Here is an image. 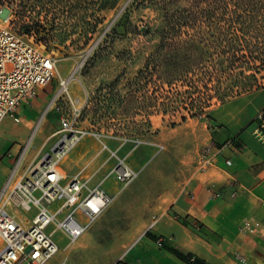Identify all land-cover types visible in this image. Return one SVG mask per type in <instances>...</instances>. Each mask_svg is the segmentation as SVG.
I'll list each match as a JSON object with an SVG mask.
<instances>
[{
    "label": "rangeland",
    "instance_id": "rangeland-1",
    "mask_svg": "<svg viewBox=\"0 0 264 264\" xmlns=\"http://www.w3.org/2000/svg\"><path fill=\"white\" fill-rule=\"evenodd\" d=\"M113 1L107 0L109 6ZM100 2H86L89 8L85 13L86 20L97 17L102 19L97 30L91 33L87 45H84L85 34L82 28L70 34L63 44L48 48L44 43L47 51L56 59L58 76L40 92L39 100L40 103L44 102L43 108L35 103L34 108L25 111L20 121L7 116L0 124V187L10 170L9 152L14 154L18 146L21 149L26 143H32L27 157L31 161L38 159L41 152L49 147L52 140L42 145L48 134L58 128L60 112L56 107L48 112V100L50 94L59 88V76L73 75L70 91L88 96L83 119L90 133L82 141L89 139V148L94 147L93 152L99 148L102 153L99 157L110 154L111 164L117 157H124L138 172L102 217V222H105L112 218L113 211H120L134 193L155 181V177L161 178L163 171L160 162L164 161L168 165L178 156L177 148L180 144L173 140L180 134L176 128L178 124L187 119L195 123L203 119L214 125L219 107L263 85L264 65L257 61L251 69L234 67L226 72H218L216 67L220 69L222 66H216L215 60L212 59L213 63L209 58L213 52L218 51L216 47L207 45L202 49L201 44L195 43V52L205 53L206 60L190 70L187 81L179 79L171 84L167 79L163 81L158 69L163 71L165 66H150V74L140 81L135 76L144 68L148 56L160 42V30L164 25L163 10L158 4L143 3L142 0H118L114 7L103 9ZM195 2L181 0L177 5L192 7ZM3 8L6 7L0 8V27L9 25L15 18L10 15V11L7 18L1 16ZM196 29L193 24L183 28L191 33ZM33 38L36 40L35 36ZM169 50L170 53L175 51ZM179 52L186 55L187 50L180 48ZM204 71H209L212 78L205 77ZM137 89L140 91L136 92ZM133 92L138 101L128 107L129 94ZM45 95L47 97L42 98ZM148 112H151L150 121H147ZM183 115L187 116L185 120H182ZM181 144L185 150L192 142L186 140ZM89 152L85 154L86 159L92 155ZM156 155L159 156L156 163L147 162L138 171L137 163L152 161ZM33 216L34 212L22 217L24 222H29Z\"/></svg>",
    "mask_w": 264,
    "mask_h": 264
},
{
    "label": "crops",
    "instance_id": "crops-1",
    "mask_svg": "<svg viewBox=\"0 0 264 264\" xmlns=\"http://www.w3.org/2000/svg\"><path fill=\"white\" fill-rule=\"evenodd\" d=\"M42 89L34 102L23 110L22 116L34 108L35 103L43 108L44 102L39 100ZM73 95L82 101L87 97V94ZM261 110H264V83L219 107L214 125L203 119L196 123L187 119L178 124L176 128L180 134L173 138L180 144L178 156L168 165L160 162L161 178L155 177V181L134 193L120 211H113L112 218L102 222V217L124 188L113 177L107 178L104 186L115 199L103 215L74 242H70L62 230L54 232L68 264H194L178 256L170 247L195 256L205 264H242L235 257L236 251L246 255L250 264H264L262 240L239 232L245 217L264 219V143L254 134L255 117ZM53 132L42 146L53 140L50 138ZM186 140L192 144L184 150L181 143ZM79 143L61 163L65 181L81 171L92 183L103 180L115 163H110V154L99 157L102 155L100 149L93 152L89 139ZM211 144L212 164L205 170H195L194 160ZM221 146L223 150L220 151ZM19 150L18 146L14 154ZM89 150L92 155L86 159ZM28 153L26 164L33 161L27 159ZM228 158L233 161L231 165L226 163ZM158 159L156 155L152 161L137 163L138 171L147 162L156 163ZM11 164L12 161L9 168ZM208 186L220 188L222 195L211 197ZM236 188L239 190L237 196L230 197ZM53 228L49 226L50 230ZM149 233L157 235L158 239Z\"/></svg>",
    "mask_w": 264,
    "mask_h": 264
},
{
    "label": "built area",
    "instance_id": "built-area-1",
    "mask_svg": "<svg viewBox=\"0 0 264 264\" xmlns=\"http://www.w3.org/2000/svg\"><path fill=\"white\" fill-rule=\"evenodd\" d=\"M33 37L19 32L11 22L0 27V124L7 116L20 121L39 90L58 76L56 59ZM72 78L59 76V88L47 108L48 112L54 107L60 111V124L50 136L53 140L49 148L28 164L25 158L32 143H26L17 154L8 153L12 164L0 187V264H68L54 237L55 230H62L74 242L115 199L104 181L113 177L123 188L138 174L124 157H117L106 177L97 183L82 171L65 181L61 163L90 133L83 119L88 96L82 101L72 94ZM254 134L264 143V110L255 117ZM212 146L194 160L195 170H205L212 164ZM218 149L223 150V146ZM232 162L226 159L228 165ZM208 189L213 198L222 195L220 188ZM238 191H231L230 197H236ZM32 212L31 220L24 222L22 216ZM239 232L256 236L264 244V219L245 217ZM234 254L242 264H250L246 255L238 251Z\"/></svg>",
    "mask_w": 264,
    "mask_h": 264
},
{
    "label": "trees",
    "instance_id": "trees-1",
    "mask_svg": "<svg viewBox=\"0 0 264 264\" xmlns=\"http://www.w3.org/2000/svg\"><path fill=\"white\" fill-rule=\"evenodd\" d=\"M87 1L0 0V8L9 9L10 15L15 17L12 24L19 32L35 36L36 41L43 42L50 48L52 45L65 43L70 34L81 28L85 34L84 45L89 43L91 33L97 30L102 19L97 17L86 20L85 13L89 10ZM117 1L114 0L109 6L107 0H101L99 5L101 9L114 7ZM142 1L159 5L164 12V25L160 30L159 45L148 56L144 68L139 70L135 79L141 81L142 78H147L151 72L150 66H165L163 71L158 69L163 81L167 79L170 84L179 79L187 81L190 70L206 60L205 53L195 52V43L201 44L202 49L207 45L216 47L218 51L213 52L209 58L213 63L212 59L215 60L216 66H222L220 69L216 67L218 72H226L234 67L248 69L257 61L264 65V0H195L192 7L178 6L181 0ZM190 24L197 27L194 33L183 30ZM206 27L208 28L203 29ZM180 48L187 50L186 55L179 52ZM168 49L175 51L170 53ZM204 72L205 77L212 78L209 71ZM129 95L128 107L138 101L135 93ZM150 116L151 112H148L147 121H150ZM186 117L183 115L182 120ZM149 236L158 239L153 233H149ZM170 249L194 264H205L177 248Z\"/></svg>",
    "mask_w": 264,
    "mask_h": 264
},
{
    "label": "water",
    "instance_id": "water-1",
    "mask_svg": "<svg viewBox=\"0 0 264 264\" xmlns=\"http://www.w3.org/2000/svg\"><path fill=\"white\" fill-rule=\"evenodd\" d=\"M9 15V9L8 8H3L1 10V16H3L4 18H7Z\"/></svg>",
    "mask_w": 264,
    "mask_h": 264
},
{
    "label": "bare ground",
    "instance_id": "bare-ground-1",
    "mask_svg": "<svg viewBox=\"0 0 264 264\" xmlns=\"http://www.w3.org/2000/svg\"><path fill=\"white\" fill-rule=\"evenodd\" d=\"M92 50V49H91ZM71 76H73V75H71Z\"/></svg>",
    "mask_w": 264,
    "mask_h": 264
}]
</instances>
